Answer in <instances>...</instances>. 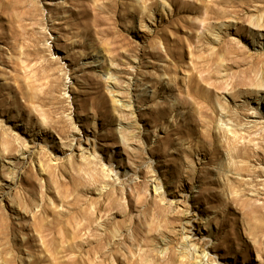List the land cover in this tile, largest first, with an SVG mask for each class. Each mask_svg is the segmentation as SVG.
<instances>
[{"label": "rangeland", "instance_id": "obj_1", "mask_svg": "<svg viewBox=\"0 0 264 264\" xmlns=\"http://www.w3.org/2000/svg\"><path fill=\"white\" fill-rule=\"evenodd\" d=\"M198 263L264 264V0H0V264Z\"/></svg>", "mask_w": 264, "mask_h": 264}, {"label": "bare ground", "instance_id": "obj_2", "mask_svg": "<svg viewBox=\"0 0 264 264\" xmlns=\"http://www.w3.org/2000/svg\"><path fill=\"white\" fill-rule=\"evenodd\" d=\"M164 6H165V3H164ZM21 154H22V155H25V152L22 151ZM197 218H198V217H197ZM199 218H200V219H203V214H199ZM202 251H203V250H202ZM202 251H200V252H202ZM205 251H206V250H205ZM206 253H207V251H206ZM198 255H199V254H198ZM198 255H197V256H198ZM200 255H201V254H200ZM199 258H200V257H199ZM196 259H197V258H196ZM201 261H202V260H201ZM208 261H209V260H208ZM202 262H203V261H202ZM198 264H199V263H198ZM203 264H204V263H203Z\"/></svg>", "mask_w": 264, "mask_h": 264}]
</instances>
